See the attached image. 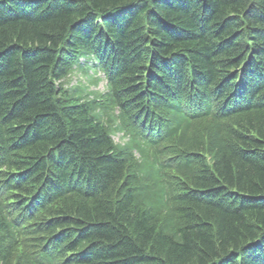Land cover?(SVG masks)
I'll list each match as a JSON object with an SVG mask.
<instances>
[{
	"label": "trees",
	"instance_id": "trees-1",
	"mask_svg": "<svg viewBox=\"0 0 264 264\" xmlns=\"http://www.w3.org/2000/svg\"><path fill=\"white\" fill-rule=\"evenodd\" d=\"M0 264H264V0H0Z\"/></svg>",
	"mask_w": 264,
	"mask_h": 264
},
{
	"label": "rangeland",
	"instance_id": "rangeland-1",
	"mask_svg": "<svg viewBox=\"0 0 264 264\" xmlns=\"http://www.w3.org/2000/svg\"><path fill=\"white\" fill-rule=\"evenodd\" d=\"M83 61V60H82ZM88 76L90 77H84L79 71H75L72 76L70 77V80L68 83H66L65 88L69 89L72 87H76V85H88L89 90L94 91V92H104L106 89V82L103 78V75L99 72H92V70L88 71L87 73ZM97 79L98 82L97 84H94L92 80ZM91 83H90V82ZM113 140L117 143L121 142L120 136L115 135L113 137Z\"/></svg>",
	"mask_w": 264,
	"mask_h": 264
},
{
	"label": "bare ground",
	"instance_id": "bare-ground-1",
	"mask_svg": "<svg viewBox=\"0 0 264 264\" xmlns=\"http://www.w3.org/2000/svg\"><path fill=\"white\" fill-rule=\"evenodd\" d=\"M117 11V10H116ZM100 15V14H99ZM255 35V34H254ZM177 57V56H176ZM52 81V80H51ZM258 88V87H257ZM215 89V88H214Z\"/></svg>",
	"mask_w": 264,
	"mask_h": 264
}]
</instances>
